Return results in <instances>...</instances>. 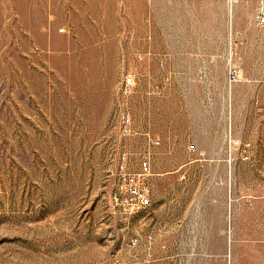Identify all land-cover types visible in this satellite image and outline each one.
I'll return each instance as SVG.
<instances>
[{
    "label": "rangeland",
    "instance_id": "obj_1",
    "mask_svg": "<svg viewBox=\"0 0 264 264\" xmlns=\"http://www.w3.org/2000/svg\"><path fill=\"white\" fill-rule=\"evenodd\" d=\"M260 6L0 0V264H264Z\"/></svg>",
    "mask_w": 264,
    "mask_h": 264
},
{
    "label": "built area",
    "instance_id": "obj_2",
    "mask_svg": "<svg viewBox=\"0 0 264 264\" xmlns=\"http://www.w3.org/2000/svg\"><path fill=\"white\" fill-rule=\"evenodd\" d=\"M254 19L257 24H264L263 6L257 9ZM131 83L132 76L130 73H126L123 76V84L127 86ZM121 126L125 132L130 130L128 116L123 118ZM110 197L113 205L125 215L144 212L148 209L151 202L149 189L142 183L140 173L123 170V165H121L119 177L112 187ZM137 241L138 238L136 236L131 238L132 244H135Z\"/></svg>",
    "mask_w": 264,
    "mask_h": 264
}]
</instances>
